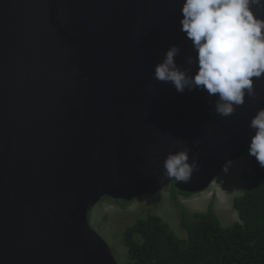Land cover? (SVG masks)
Wrapping results in <instances>:
<instances>
[{
  "label": "water",
  "instance_id": "water-1",
  "mask_svg": "<svg viewBox=\"0 0 264 264\" xmlns=\"http://www.w3.org/2000/svg\"><path fill=\"white\" fill-rule=\"evenodd\" d=\"M253 149L264 0H0V264H117L88 214Z\"/></svg>",
  "mask_w": 264,
  "mask_h": 264
},
{
  "label": "trees",
  "instance_id": "trees-1",
  "mask_svg": "<svg viewBox=\"0 0 264 264\" xmlns=\"http://www.w3.org/2000/svg\"><path fill=\"white\" fill-rule=\"evenodd\" d=\"M252 152L253 149L242 156L248 171L244 173L242 192L232 200L238 221L230 227L222 226L211 208L202 213L186 210L177 198L191 194L179 191L174 180L163 190L179 211L180 226L187 233L186 239H178L155 213L139 215V208L127 210L131 204L151 200L157 194L132 201L103 197V202L122 207L119 215L132 216L131 222L123 225L127 227L120 237L126 249L124 264H264V181L250 169ZM176 193L179 195L175 196ZM112 214L116 215L115 212ZM108 216L105 214L106 221ZM121 262L123 264V260Z\"/></svg>",
  "mask_w": 264,
  "mask_h": 264
},
{
  "label": "rangeland",
  "instance_id": "rangeland-1",
  "mask_svg": "<svg viewBox=\"0 0 264 264\" xmlns=\"http://www.w3.org/2000/svg\"><path fill=\"white\" fill-rule=\"evenodd\" d=\"M242 170V164L232 162L227 166V174L224 180H221L220 182L216 181L214 185L208 188L209 190L199 195L195 194L188 197L181 196L177 198V200L186 210L194 213L207 210L210 199L214 198L215 203L213 201L211 209L215 212V215L222 226L230 227L233 222L237 220V214L229 206L232 204L233 197L240 192ZM166 188L169 187L167 186ZM208 192L213 195L207 199ZM166 194V190H162L157 193L155 198L151 199L153 202L147 199L141 200L139 203L131 204L127 210H136L139 208V215H144L147 212L155 213L168 224L169 228L178 239H186L187 233L180 226L179 211L170 202V199ZM177 195L179 194L176 193L175 196ZM119 206V204L114 206L112 203H106L100 200L89 212L88 222L91 228L108 245L117 264H122L121 260H123L124 264L126 260V249L122 244L120 237L123 230L127 227V225H123L131 222L132 216L130 214L119 215V213L122 212V207L120 208ZM151 206H154V208ZM114 212L116 215L112 214ZM105 214L109 215L107 221L105 219ZM122 226L124 228H122Z\"/></svg>",
  "mask_w": 264,
  "mask_h": 264
},
{
  "label": "clouds",
  "instance_id": "clouds-1",
  "mask_svg": "<svg viewBox=\"0 0 264 264\" xmlns=\"http://www.w3.org/2000/svg\"><path fill=\"white\" fill-rule=\"evenodd\" d=\"M246 154V153H245ZM245 154H243L242 156H244ZM253 154V152L250 154V155H252ZM249 155V156H250ZM242 156H240L239 158H237V159H233V160H230V161H228L221 169H220V171H219V173H218V175L216 176V178L210 183V185L205 189V190H203V191H201V192H198V193H188V194H191V196L192 195H195V194H201V193H203V192H205V191H207V190H209L208 188L210 187V186H212V185H214V183L216 182V181H221V180H224L225 179V177H226V174H227V172H226V169H227V166L230 164V163H232V162H237L238 164H242V167H243V170H242V172H241V184H240V186L242 187V185H243V177H244V173H245V171H248V168H247V166L245 165V163H244V160H243V157ZM250 164V163H249ZM250 169H251V171H252V168H251V165H250ZM253 173V172H252ZM173 182V181H172ZM174 184H175V182H173ZM167 187V186H166ZM241 187H240V192H239V194L242 192V190H241ZM163 190V189H162ZM161 190V191H162ZM209 194H208V197H207V199L208 198H210L211 197V195H213L212 193H210V192H208ZM239 194H237V195H239ZM179 197H181V196H179ZM178 197V198H179ZM185 197V196H184ZM213 201H214V203H215V200H214V198H211L210 199V202H209V207L208 208H211L212 207V205H213ZM231 209H233L232 208V204H230V206H229ZM234 210V209H233ZM206 211V210H205ZM205 211H203V212H205ZM235 211V210H234ZM198 213H202V212H198ZM236 213V212H235ZM236 221H238V217H237V220ZM236 221H234V222H236ZM233 222V223H234Z\"/></svg>",
  "mask_w": 264,
  "mask_h": 264
},
{
  "label": "bare ground",
  "instance_id": "bare-ground-1",
  "mask_svg": "<svg viewBox=\"0 0 264 264\" xmlns=\"http://www.w3.org/2000/svg\"><path fill=\"white\" fill-rule=\"evenodd\" d=\"M226 185V184H225Z\"/></svg>",
  "mask_w": 264,
  "mask_h": 264
}]
</instances>
